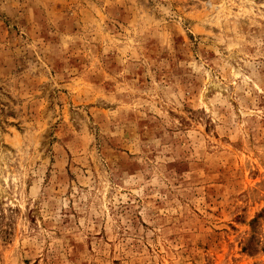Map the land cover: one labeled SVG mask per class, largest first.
Instances as JSON below:
<instances>
[{
  "label": "clouds",
  "instance_id": "clouds-1",
  "mask_svg": "<svg viewBox=\"0 0 264 264\" xmlns=\"http://www.w3.org/2000/svg\"><path fill=\"white\" fill-rule=\"evenodd\" d=\"M0 264H264V0H0Z\"/></svg>",
  "mask_w": 264,
  "mask_h": 264
}]
</instances>
